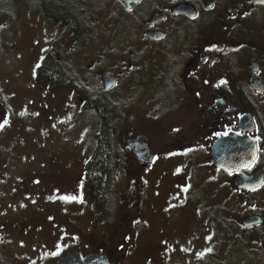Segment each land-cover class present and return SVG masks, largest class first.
<instances>
[{
  "label": "rangeland",
  "instance_id": "rangeland-1",
  "mask_svg": "<svg viewBox=\"0 0 264 264\" xmlns=\"http://www.w3.org/2000/svg\"><path fill=\"white\" fill-rule=\"evenodd\" d=\"M65 2L79 9L93 30L87 42L77 37L72 41L80 51L75 55L73 75L80 83H90L94 91H100L99 69L120 66L117 50L123 43L125 28L121 11L115 0ZM42 15L40 6L32 0H9L0 10V100L3 118L6 115L0 126V246L7 243L10 262L20 264L21 258L32 262L23 257V247L26 245L29 251L36 246L22 233L23 227L42 228L38 231V264H46L63 242L53 228L72 227V223L79 222L75 229L84 239L101 231L106 234L109 252L127 247L122 264H241L232 254L231 236L217 234L210 219H206L215 209L224 219L219 208L211 210L215 203L223 204L224 193L215 191L219 179L203 164H196L192 179L194 188L202 194L198 199L203 210L198 214L188 209L192 204L187 201L179 205L175 200L168 201L171 191L161 179L164 172L159 175L156 170L128 174L121 168L118 176L114 173V199L108 209L95 202L92 188L84 189V167L95 144L97 123L87 109L77 107L76 100L56 98L64 95L63 90L50 91L36 80V66L53 48V42L61 40L63 50L72 43L67 39L72 38L71 32L57 22H46ZM121 69L127 72L128 67L122 64ZM126 72L120 75L111 95L120 105L121 132H134L140 127L139 120L146 117L144 108L149 103L154 109L157 101H140L145 97L144 88L137 101L138 93L124 86ZM69 101H76L74 110ZM170 120L162 115L155 129L165 127ZM150 134L157 139L159 133L154 130ZM153 147L158 153L170 148L169 144ZM120 152L117 146L113 154ZM164 166L171 170L169 165ZM23 180L34 183V192L16 197L12 189L24 186ZM88 226L90 233L85 229ZM245 263L249 264L247 260Z\"/></svg>",
  "mask_w": 264,
  "mask_h": 264
},
{
  "label": "flooded vegetation",
  "instance_id": "flooded-vegetation-1",
  "mask_svg": "<svg viewBox=\"0 0 264 264\" xmlns=\"http://www.w3.org/2000/svg\"><path fill=\"white\" fill-rule=\"evenodd\" d=\"M115 4L121 11L125 27L122 28L123 43L117 50L120 66L99 69V89L116 102L111 94L120 75L126 72L121 69L123 64L128 67L124 86L138 93L136 100L144 88L145 97L140 101H157L154 109L149 103L148 108H144L142 112L146 117L139 120L140 127L134 132H121L123 119L121 115L119 121L121 109L116 102L119 117L112 133L115 147L121 144L124 151L121 149L120 155L112 156L115 173L118 175L121 168L128 174L156 170L160 175L164 172L161 179L171 191L170 203L184 200L192 204L188 209L201 212L202 202L198 196L202 194L194 188L192 179L196 164H203L213 172L215 179H219L215 191L224 193L223 204L215 203L211 210L216 206L224 214L229 213L224 215L227 222L224 233L231 236L232 254L241 264L246 260L249 264H264V0H115ZM42 16L47 18L46 22H55L44 13ZM60 27L71 32L72 38L67 39L74 41L76 37L72 31ZM92 32V29L88 30L79 41L90 40ZM60 41L53 42L48 53L67 64L73 73L79 47L74 48L72 42L63 50ZM59 47L65 52H60ZM105 74L113 77L114 83L109 88L104 87L107 81L102 75ZM38 82H43L50 91H64L63 96L56 98L76 100L77 107L90 111L85 106L83 90L75 84H82L89 92L93 91L90 83H80L75 77L71 85H50L44 79H38ZM75 102L69 101L73 110ZM135 106L139 104L135 103ZM162 115L173 121L156 130V120ZM5 117L2 113L0 123H4ZM154 130L159 133L157 139L150 134ZM130 135L148 138L145 144H149L154 154L148 166L140 167L137 157L123 145L128 144L125 138ZM133 144L143 143L136 141ZM154 144H169L170 148L158 153ZM213 144H232L227 148L233 153L234 144L241 145L239 160L222 158L233 169L231 172L211 165L209 151ZM238 164L241 167L235 168ZM164 165H169L171 170ZM22 184L25 187L12 189L16 197L32 195L34 183L23 180ZM209 218L213 224L211 213ZM54 229L65 243L59 256L70 251L81 255L104 251L110 260L119 256L118 260L123 262L127 253L123 249L109 252L105 236H101L100 231L98 236L90 233L89 226L85 228L90 233L86 239L75 232V228L71 231L69 227ZM38 231L42 228H22V233L29 236L36 247L31 246L28 251L24 245L26 255L23 257L32 262L27 263L21 258L20 264H38ZM78 234L83 241L77 239ZM74 242H77L76 246ZM7 247V243L0 246V264H12ZM59 256L57 254L53 262Z\"/></svg>",
  "mask_w": 264,
  "mask_h": 264
},
{
  "label": "trees",
  "instance_id": "trees-1",
  "mask_svg": "<svg viewBox=\"0 0 264 264\" xmlns=\"http://www.w3.org/2000/svg\"><path fill=\"white\" fill-rule=\"evenodd\" d=\"M8 2L9 0H0V10L8 5ZM32 2L40 6V10L47 17L65 26L77 38L84 36L90 30V25L79 9L68 2L63 0H32ZM38 79H44L50 85L60 83L71 85L74 75L67 64L61 60L57 61L53 54L48 53L36 67V80ZM75 84L83 90L85 106L90 108L89 114L95 118L97 123L95 144L85 166L83 186L87 190L92 188L95 202L108 209L112 206L114 199L115 176L112 156L115 144L112 129L119 117L116 112L117 103L109 99L106 92L93 90L89 93L82 85ZM211 216L215 229L218 232H225L227 222L220 217L218 211L211 212Z\"/></svg>",
  "mask_w": 264,
  "mask_h": 264
},
{
  "label": "water",
  "instance_id": "water-1",
  "mask_svg": "<svg viewBox=\"0 0 264 264\" xmlns=\"http://www.w3.org/2000/svg\"><path fill=\"white\" fill-rule=\"evenodd\" d=\"M129 140L132 143L133 140H138V138H131ZM128 145L130 146L132 151L138 155L139 161L142 164V166H145L150 162L151 153L149 152L148 149H146L145 146L139 147V149H137L135 146H138L139 144H128ZM140 145H144V144H140ZM227 146H232V144H215L214 149H212V155H213L212 157L217 165L226 168L227 171H230V169L227 168V164L222 161V158L228 160L230 154L233 153L228 150ZM217 148L219 150H216ZM240 149H241V145L234 144V148H233L234 156L238 154V151ZM214 155L216 157L217 162L214 159ZM232 163H235V161L233 160ZM235 167H237V165ZM56 264H109V263L104 254H90L85 256L83 259H80L78 256H73L69 254L66 255L65 257H62L60 261H58Z\"/></svg>",
  "mask_w": 264,
  "mask_h": 264
}]
</instances>
